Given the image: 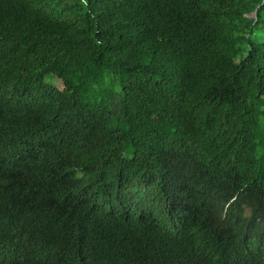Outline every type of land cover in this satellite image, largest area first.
I'll use <instances>...</instances> for the list:
<instances>
[{"label": "trees", "instance_id": "trees-1", "mask_svg": "<svg viewBox=\"0 0 264 264\" xmlns=\"http://www.w3.org/2000/svg\"><path fill=\"white\" fill-rule=\"evenodd\" d=\"M255 233L264 0H0V264H264Z\"/></svg>", "mask_w": 264, "mask_h": 264}, {"label": "clouds", "instance_id": "clouds-1", "mask_svg": "<svg viewBox=\"0 0 264 264\" xmlns=\"http://www.w3.org/2000/svg\"><path fill=\"white\" fill-rule=\"evenodd\" d=\"M264 247V237H260L255 233L248 242V245L241 249L234 256L237 261L253 259L257 257L260 253V250Z\"/></svg>", "mask_w": 264, "mask_h": 264}, {"label": "rangeland", "instance_id": "rangeland-1", "mask_svg": "<svg viewBox=\"0 0 264 264\" xmlns=\"http://www.w3.org/2000/svg\"><path fill=\"white\" fill-rule=\"evenodd\" d=\"M50 78H51L50 76H47V77H46V80L49 81ZM53 83H55V84L58 83V80H57V79H54V80H53Z\"/></svg>", "mask_w": 264, "mask_h": 264}]
</instances>
